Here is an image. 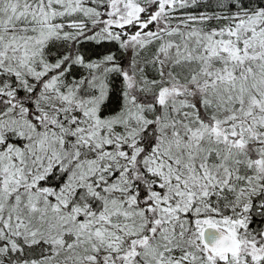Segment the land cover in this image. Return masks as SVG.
Segmentation results:
<instances>
[{"label":"snow or ice","instance_id":"1","mask_svg":"<svg viewBox=\"0 0 264 264\" xmlns=\"http://www.w3.org/2000/svg\"><path fill=\"white\" fill-rule=\"evenodd\" d=\"M0 264H264V0H0Z\"/></svg>","mask_w":264,"mask_h":264}]
</instances>
